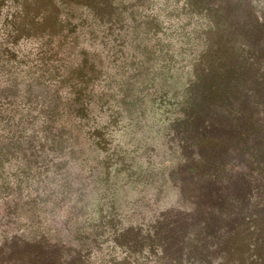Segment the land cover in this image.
I'll list each match as a JSON object with an SVG mask.
<instances>
[{"label": "trees", "instance_id": "trees-1", "mask_svg": "<svg viewBox=\"0 0 264 264\" xmlns=\"http://www.w3.org/2000/svg\"><path fill=\"white\" fill-rule=\"evenodd\" d=\"M124 123L164 136L142 191L179 198L145 231L110 185L130 170ZM25 190L37 222L9 231ZM103 238L125 256L93 261ZM142 258L264 264V0H0V264Z\"/></svg>", "mask_w": 264, "mask_h": 264}, {"label": "rangeland", "instance_id": "rangeland-1", "mask_svg": "<svg viewBox=\"0 0 264 264\" xmlns=\"http://www.w3.org/2000/svg\"><path fill=\"white\" fill-rule=\"evenodd\" d=\"M114 44H118V42H115ZM170 101L171 104H162L157 109L153 107L150 112V118L152 119V121H154L155 127L157 125L158 127H160L158 129L160 134L163 131L165 133H168V125L176 117L174 110L175 98H171ZM155 107H157V105ZM125 124L126 123H124V126L118 127L115 132L113 131L112 135L116 137V141H119L124 147V151L127 154L126 168H129L130 170H125L120 174H116V177L117 175L121 177L118 178V183L115 184V182H117V179L115 180V168H117V166L119 165L115 163L111 168L112 178L110 181V185L114 191L118 192L117 201L119 203L123 202V206L121 208L122 227L126 228L131 226L135 230L145 231L147 224H150V222L152 223L157 220L162 212L169 211L175 205L179 204V198L177 192L175 191L176 188H174L171 183H168V187L164 188L161 193L155 192L154 187L158 185L156 182H154L153 184L154 187L146 188L145 193L146 191H148V193L145 197V193L144 191H142V187L145 185L147 186V177L151 176L152 172L157 173L158 171H161L162 168H166L161 164L162 159L164 158L161 156V151L157 152L156 143L159 138H163L164 136L157 135L155 131L148 137V139H144L145 137H143V134L146 133V129L142 128L141 130L132 131L130 126ZM151 139H153V141L155 142L151 141ZM131 143L139 145V148L135 153L126 150L128 149V147H130ZM151 148L152 150H150ZM125 152H123V154ZM135 155L136 157H134ZM8 170H10V168H8ZM128 174H130V179H128L129 181L125 183L127 179L125 175ZM137 179L139 180L135 181ZM123 184L125 186V189H123L122 192L120 191L119 193L117 187ZM28 191L29 190H25L23 192V195H21L23 196V199L20 201V205L18 207V212L21 215V219H16L15 221H13L14 224L10 227L9 231L14 229L16 230L19 226V232H22L23 229L29 226L31 219H33L34 222H37L36 216L39 215L40 207H37L38 205L36 204V202H33L31 204L27 203V200L29 198L27 196ZM30 195L35 196L34 193ZM112 195L110 197H112ZM124 198H127L128 201L125 202ZM104 202L106 201L103 200V203ZM104 206L106 209L108 207V204H105ZM46 216L51 219L49 213H47L46 215H41V218H45ZM49 223L50 220H46V222H44L42 226L45 227ZM31 231L32 229L28 230V233H31ZM99 245L100 246L98 250L96 248L93 252V261H101V259L109 260L112 257H117V260H121L125 256V253H122L121 248L113 247L114 242L110 238L108 240L103 238V241ZM142 262L143 264H152V262H147L145 258H142Z\"/></svg>", "mask_w": 264, "mask_h": 264}]
</instances>
